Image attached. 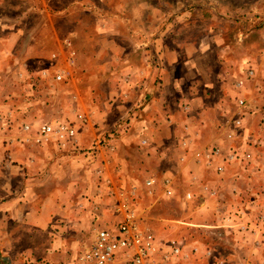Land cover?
I'll list each match as a JSON object with an SVG mask.
<instances>
[{"label":"crops","instance_id":"1","mask_svg":"<svg viewBox=\"0 0 264 264\" xmlns=\"http://www.w3.org/2000/svg\"><path fill=\"white\" fill-rule=\"evenodd\" d=\"M13 1L0 0V8L4 3L11 4ZM36 2L43 4L33 6ZM74 2L82 6L87 0H74ZM23 3H27L26 9L14 10L11 13L0 10V75L7 70L15 69L19 71V76H17L19 80H23L26 76L42 75L45 66L61 65L63 62V58L59 56L54 61L50 58L46 61L45 57L42 58L39 53L35 54L37 51L34 47L24 48V37L28 29L20 23V20L26 18L28 14L37 13V18L41 20L38 27L29 28L32 35L37 36L41 26L44 32L48 30L47 33H52L51 30L55 26L49 25L44 18L47 14L52 15L54 11L48 0H23ZM92 12L94 15L90 37L92 45L86 49L76 45L75 56L71 58L66 55L64 59L66 63L72 62L75 67L79 66L80 61H84L85 58L100 65L103 59H106L105 56L109 50L105 48L100 39L105 37L111 41L119 40L118 34L120 33L113 27H109V24L115 21V16L119 18V15L113 11L98 13L92 10ZM71 31L69 33L77 37H83L85 34L79 28ZM123 34L133 41L135 34L133 30ZM157 35L161 36V33L157 32ZM87 36L90 35L87 34ZM138 36L139 42L134 41L133 47L130 46V48L139 54V58L132 61L129 56L128 62L123 63V73L130 72L131 74L128 77L129 82L122 84L125 86L130 83L135 84L139 94L134 95L136 91L128 89L126 93L124 92V96H119V101L130 103H133L137 97L139 98H137L139 110L131 113V116L138 114L136 123L128 126H113L108 132L109 138L101 141V144L98 140L101 133H98L95 143L93 142L94 145L93 143L91 145L93 149L86 151L87 155L82 152L72 153L68 150L62 152L61 149L65 148L58 142L14 139L2 144L3 147L5 145L9 149V152L0 157V264H74V257L82 249L80 239H84V234L78 233L81 231L92 233L94 223L90 222V219L95 222L99 221V215L102 216L105 206L106 210L112 211V215L106 218L110 221L108 225L123 216V211L116 213L115 204L112 201L120 191L128 193L133 185L138 184V187H135L134 198L138 196L139 199L144 195L152 197L157 194L170 198L176 194L175 190L164 186L162 179L168 178L169 172L178 176L180 169H173L167 164L170 165L175 161L177 164L195 165L191 156L195 148L217 146L222 149L232 146L229 142L240 137L238 144L233 147L243 154L245 148L250 149L254 146L245 144V136L255 138L257 135L258 139L261 136L263 138L260 140L261 145H257L254 149H257L256 152L260 154L258 148H264V94L259 85V74L255 78L257 81L252 89L251 98H247L246 105L242 104L238 108L235 104V106L231 104L230 100L245 93L243 89L241 90L242 87L239 88L241 82L235 85L237 86L234 87L235 92L231 93L227 88V83L223 81L231 75V78L239 75L236 71L238 60L223 56L222 60L217 63V67L209 66V71L203 73L197 65L196 60L201 59L198 54L190 53L185 56L184 60H181L178 57V52H181L179 48L173 44H167L166 46L160 45L161 48L163 47L162 59H164L165 66H153L148 61L147 40L144 36L142 37L141 32ZM118 46L121 47V44L119 43L113 50L114 54L116 51L120 52ZM164 51H168L167 58H165L166 55L163 57ZM206 53L208 55V50ZM113 58L118 59V56L115 54ZM180 61L183 68L188 67L191 62V67L195 64L196 68H194L200 76H196V79L181 77L168 68L169 63ZM221 65L224 66L220 72ZM104 66L109 67L107 63ZM135 73H137L136 76ZM151 73L154 74L151 75ZM104 77L105 73H98V71L93 74V79L97 82ZM20 84L21 82L17 83V85ZM167 88L172 92H166ZM146 90H149L148 93ZM13 93L0 92V131H2L1 127L3 130L5 128L2 122L8 119L12 122L21 120L25 123L27 121H24V118L30 116V119H34L36 115L33 110L11 108L9 99L16 101L23 97L19 91ZM183 103L187 104L185 108L182 106ZM238 109L239 113L241 112L239 124L242 130L240 129V136H233L232 127L228 128V123L233 117L232 113L237 112ZM236 117L238 115L234 116L232 121ZM134 153L135 159L132 158ZM180 156L183 157L181 161ZM235 158L233 165L226 166L223 173L215 171V166L223 162L220 160L221 157L210 161H197L203 166L202 172H195L187 166L183 173L187 175L189 182H192L193 186L196 185L204 195H208V190L204 189L209 187L213 188L215 193L220 194V197L232 193L235 194L234 196L244 193L248 196L247 192L250 190H253L255 194L259 191L255 196L262 198L259 206H262L264 211V203H262L264 202V185L263 188H258L261 181H264V172L258 171L260 167L258 166L251 167V172L247 173L243 168L246 159L244 160L241 155L239 158L235 155ZM87 159L88 162L85 161ZM85 165H90V172L84 171ZM147 179H154L155 185L146 184ZM203 184H205L204 187ZM249 186L250 190H248ZM188 194L190 195L191 192L182 194V198L186 199L185 196ZM84 195H89L91 200ZM101 197H107L106 202ZM137 202L136 199L132 202L137 220L142 227L152 231L148 221H143V215L139 212ZM207 203V200H204L200 202V205L207 208ZM214 209L215 205L211 210L214 211ZM211 210L207 208V211ZM259 212H261L260 209L256 215ZM252 217L256 218L253 220L257 224L264 220V216L262 219L254 215ZM177 221L182 224L190 223V226L191 224L196 225L195 221L193 223ZM175 223L167 222L170 232L177 226ZM197 226L189 227L190 237L184 235L182 238L171 235L183 244L182 251L178 255H168L159 251L153 257L155 264H204V260H212L211 258L217 256L215 252L220 255L217 256L218 262L215 264H222L224 261L228 264L231 258L227 260V257L222 254L224 253L222 241L214 240L215 248L213 249L209 239L202 238L199 232L202 230L199 228L201 226ZM70 229L76 231L75 240L68 237L66 231ZM154 235L162 247L166 246L165 243L170 237L161 241L155 233ZM216 242H218V247ZM257 242L260 243L259 238ZM251 247V250L255 248ZM259 248L260 244L246 258L244 254L240 255L237 252L232 259L234 258L235 264H264V253L260 252ZM122 262L123 256L112 264H122Z\"/></svg>","mask_w":264,"mask_h":264},{"label":"rangeland","instance_id":"2","mask_svg":"<svg viewBox=\"0 0 264 264\" xmlns=\"http://www.w3.org/2000/svg\"><path fill=\"white\" fill-rule=\"evenodd\" d=\"M48 1L54 11L52 15L47 14L44 18L49 25L51 24L55 28H52V33H47L48 30L44 32L45 30L43 31L41 26L37 36L30 34L29 28L38 27V23L41 20L37 18V13L28 14L26 18L20 20V23L28 29L23 45L25 46L24 48L29 49L34 47L37 51L35 54L39 53L42 58L45 57L46 61L49 58L54 61L59 56L63 58L64 63L62 62L61 65L54 64L51 67L45 66L42 75L26 76L23 80H19V77H17L19 76V71L15 69L1 73L0 92L13 93L19 91L23 96L21 100L16 101H12L13 99L8 101L6 98L10 107H15L18 110L25 109V111L33 110L36 115L34 119H30V116H25L24 121H27L25 123L21 120L12 122L10 119L2 122L5 128L3 130L1 127L2 131H0V157L3 154L5 156V153L9 152V149L5 145L3 147L2 144L14 139L58 142L65 148L61 149L62 152L68 150L72 153L82 152L87 155L86 151L89 152L93 149L91 145L93 142L95 143L98 133H101V137L98 138L101 144V141L109 138L108 132L111 131L110 129L113 126H128L136 123L139 116L138 114L131 116V113L134 110H139V98L137 97L138 99L136 98L133 103H130L128 101H119V96H124V92H127L128 89L136 91L134 95L139 94L137 86H134L135 84L130 83V85L125 86L122 83L129 82L128 77L131 74L130 72L123 73V63L125 61L128 62L129 56L132 61L139 58V54H136L131 48L134 41L139 42L138 34L140 32L142 37L144 36L147 40L148 61L153 66H165L164 59H162L163 47L161 48L160 45L166 46L167 44H173L179 48L181 52H178V57L181 60H184L185 56L190 53L193 55L198 54L201 59L196 60L197 65L203 73L209 71V66L217 67V63L222 60L223 56L234 58L239 62L236 65V71L239 75L233 76V78H231V75L230 78H224L223 81L227 83V88L231 93L235 92L234 87H237L235 85L241 82L239 88L242 87L241 90L243 89L245 93L239 94L236 99H231V104H235L238 108L242 104H247V98L252 96L251 92L256 84L257 80L255 78H257V74H259V85L264 94V67H262L264 63V0H87L86 4L84 3L82 6L76 4L74 0ZM42 4L36 2L33 6H42ZM26 6L28 5L23 3V0H14L11 4L4 3L0 10L11 13L14 10L26 9ZM92 10H96L98 13L113 11L119 15V18L115 16V21L109 24L110 28L113 27L114 30L120 33L118 34L119 40L111 41L105 37L100 39L105 48L109 49L105 56L106 59H103L100 63L101 66L85 58L84 61H80L79 66H77L79 68H77L72 62L66 63L64 59H66V55L71 58L75 56L74 48H76V45L83 49L92 45L90 43L92 23L94 21ZM78 28L84 31L83 37L70 34L71 30ZM132 30L135 33L133 41L126 38L123 34ZM157 32H160L161 36L157 35ZM87 34L90 36H87ZM119 43L121 44V47L118 46L120 52H115L118 59H114L113 50ZM187 48L188 50H186ZM207 50L208 55H206ZM165 55V58H167L168 51L163 52V57ZM106 63L109 67L104 66ZM180 63L181 61L169 63L168 68L181 77L197 78L196 76L199 73L197 74L195 70V64L191 67V62L188 67L183 68ZM113 64L115 67H113ZM235 64L236 62L232 65V69ZM223 66H220V72ZM46 68L48 69L45 70ZM97 71L98 73H105V77L98 82L93 79V74ZM58 73L61 74L60 78H56ZM153 74L151 73V75ZM136 75L137 73H135ZM123 76L125 77L121 79ZM19 82L21 84L17 85ZM146 91L148 93L149 90ZM166 92L172 91L167 88ZM121 99L123 100V98ZM240 100L243 102H239ZM186 105V103H183L182 106L185 108ZM235 112H233L234 114L232 113L233 117L237 115L238 117L234 118L233 121V117L230 118L228 128L232 127L233 136H240L242 126L239 124V114L241 112L239 113V109ZM43 122H47L53 127L64 123L73 127L75 132L71 137L63 136L61 138L53 130L42 137L36 128L39 123ZM24 124H29V128H21ZM257 136L255 138L253 136H245V144L254 146L250 149L245 148L246 150L243 151L244 155L233 147V145L238 144L240 137L229 142L232 146H226L222 149L217 146L195 148L191 155L192 162L194 161L195 165H182L175 163V161L170 165L167 164L168 167H173V169H180L178 176L169 172L168 181H165L164 178L162 179L164 186L175 190L176 194L173 197L165 198L157 194L152 197L144 195L138 199L137 196V198L132 199L131 204L135 199L138 200L137 204L139 212L143 215V221H148V225L161 241L171 237V235L182 238H184V235L190 237L191 230H188L189 227H198L197 225H199L201 226L199 228H202L199 231L202 238L209 239L213 249L215 248L214 240L222 241V251L224 252L222 254L227 257V260L231 258V261L228 260V264H235L234 258L232 259L235 253L244 254L246 258L253 249H257L258 244H260L258 250L264 253V220L257 224L253 220L256 218L252 217L254 215L262 219L264 216L262 206H259L262 198L255 196L259 191H256L258 193L255 194L253 190H250L249 186L248 196L246 193L240 194V196H234L235 194L232 193L220 197V194L215 193L216 191L209 187L204 189L208 190V195H204L196 185L193 186L192 182H189L187 175L183 173L186 170L184 168L187 166L191 167L195 172H202L203 166L197 161H210L219 157H221L220 160L223 162L215 166V171L223 173L226 166L233 165L232 163L236 160L235 155L238 158L241 155L244 160L246 159L243 168L247 173L251 172V167L258 166H260L258 171L264 172V148H258V150L260 149V154L256 152L257 149H254L257 145H261L260 140L263 137L261 136L258 139ZM134 155L135 153L132 155L133 159H135ZM179 158L180 161L183 159L182 156ZM85 161L88 162L89 160ZM84 168V171H87L86 173L90 172V165H85ZM151 185H155L154 179ZM204 185L202 186L204 187ZM263 185L264 181H261L258 188H263ZM133 186L138 187V184ZM232 190L234 191L235 189ZM188 191L191 194L186 195V199L182 198V194ZM108 194L110 195V193ZM84 196L89 198V195ZM101 198L105 201L107 197ZM88 200H91V197ZM204 200H207L208 203L211 202L209 205L208 203L206 204L210 210L215 205L214 211H207L206 207H201L200 202H204ZM112 201H123L120 192L116 199H112ZM226 203L227 205H225ZM106 208L105 206L102 216L99 215V221L95 222L90 219V222L94 223L92 233L95 232L96 228L108 226V223H110L106 218L112 215V211H108ZM259 209L261 212L256 215ZM116 213H120V211L116 210ZM116 220L118 221L119 219ZM177 220L192 223L195 221L196 225L191 224L192 226H190V223L182 224V222ZM167 222H176L177 226L170 232ZM66 232L72 240L77 237L74 229ZM89 232L81 231L78 234H84V238L89 239L92 234ZM258 238L260 243L257 242ZM216 243L218 247V242ZM251 246L255 248L251 250ZM124 253L125 250H117L113 260H120ZM215 253L220 256L218 252ZM217 256H212V260H204V264L217 263ZM127 262L132 263L130 259H127L122 264ZM224 263L226 264L225 261L222 262V264Z\"/></svg>","mask_w":264,"mask_h":264},{"label":"built area","instance_id":"3","mask_svg":"<svg viewBox=\"0 0 264 264\" xmlns=\"http://www.w3.org/2000/svg\"><path fill=\"white\" fill-rule=\"evenodd\" d=\"M60 77L61 74L58 73L56 78ZM22 128L28 129L29 124H24ZM36 130L42 137L54 130L61 138L71 137L75 132L70 125L61 123L53 127L47 122L39 123ZM164 180L168 181L166 177ZM152 181L153 179H147L145 182L151 184ZM135 192V186L128 193L120 191L123 201H114V204L116 210L123 211V216L108 226L96 228L90 240L81 238L82 249L74 257V264H112L117 250H125L123 261H132L126 264H155L153 257L159 251L168 255H178L182 251L183 244L178 239L170 237L165 243L166 246L162 247L154 233L140 225L131 204Z\"/></svg>","mask_w":264,"mask_h":264}]
</instances>
